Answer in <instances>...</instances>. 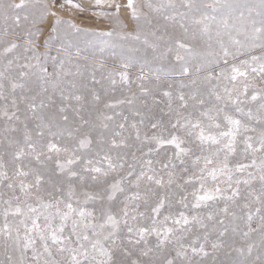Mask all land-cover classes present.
Wrapping results in <instances>:
<instances>
[{
	"label": "snow or ice",
	"instance_id": "obj_1",
	"mask_svg": "<svg viewBox=\"0 0 264 264\" xmlns=\"http://www.w3.org/2000/svg\"><path fill=\"white\" fill-rule=\"evenodd\" d=\"M0 264H264V0L0 2Z\"/></svg>",
	"mask_w": 264,
	"mask_h": 264
},
{
	"label": "bare ground",
	"instance_id": "obj_2",
	"mask_svg": "<svg viewBox=\"0 0 264 264\" xmlns=\"http://www.w3.org/2000/svg\"><path fill=\"white\" fill-rule=\"evenodd\" d=\"M78 22L80 23L81 26L88 29H94V28H97L99 30L107 29V21H103L101 19L92 17L90 13H84L78 19Z\"/></svg>",
	"mask_w": 264,
	"mask_h": 264
},
{
	"label": "rangeland",
	"instance_id": "obj_3",
	"mask_svg": "<svg viewBox=\"0 0 264 264\" xmlns=\"http://www.w3.org/2000/svg\"><path fill=\"white\" fill-rule=\"evenodd\" d=\"M0 2L7 3V2H9V0H0ZM82 20H83V19H82ZM81 27H83V26H81ZM94 29L99 30V29H97V28H94ZM102 30H105V29H102Z\"/></svg>",
	"mask_w": 264,
	"mask_h": 264
}]
</instances>
